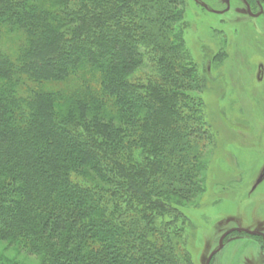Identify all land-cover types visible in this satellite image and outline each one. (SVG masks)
Masks as SVG:
<instances>
[{"label": "trees", "instance_id": "trees-1", "mask_svg": "<svg viewBox=\"0 0 264 264\" xmlns=\"http://www.w3.org/2000/svg\"><path fill=\"white\" fill-rule=\"evenodd\" d=\"M184 10L0 0V242L37 264H193L179 210L212 135ZM3 32L22 35L14 56Z\"/></svg>", "mask_w": 264, "mask_h": 264}, {"label": "rangeland", "instance_id": "rangeland-1", "mask_svg": "<svg viewBox=\"0 0 264 264\" xmlns=\"http://www.w3.org/2000/svg\"><path fill=\"white\" fill-rule=\"evenodd\" d=\"M183 22L212 143L202 158L204 191L179 210L182 244L193 264H206L225 232L264 235V0H185ZM21 42L20 33L3 32L11 56ZM70 81L43 88L69 93ZM261 244L233 231L210 264H264ZM37 263L0 242V264Z\"/></svg>", "mask_w": 264, "mask_h": 264}, {"label": "water", "instance_id": "water-1", "mask_svg": "<svg viewBox=\"0 0 264 264\" xmlns=\"http://www.w3.org/2000/svg\"><path fill=\"white\" fill-rule=\"evenodd\" d=\"M233 231H236V232H238V233H245V234H247V235H249V236H259V237L262 238V244H263V246H264V235L261 234V233H258V232H247V231H244V230H242V229L230 230V231H227V232H225L224 234L221 235V237H220V239H219V242H218V247H217V249H216L215 251H213V252L208 256L207 261H206V264H209L210 261H211V259L213 258V256H214L217 252H219V251L222 249V247H223V240H224L229 234H231Z\"/></svg>", "mask_w": 264, "mask_h": 264}, {"label": "flooded vegetation", "instance_id": "flooded-vegetation-1", "mask_svg": "<svg viewBox=\"0 0 264 264\" xmlns=\"http://www.w3.org/2000/svg\"><path fill=\"white\" fill-rule=\"evenodd\" d=\"M258 2V1H257ZM242 234H245V233H242ZM249 236V235H248ZM257 237H259V236H257ZM260 239H261V243H262V238L260 237ZM262 245V247H263V250H264V246H263V244H261ZM210 264V263H209Z\"/></svg>", "mask_w": 264, "mask_h": 264}]
</instances>
